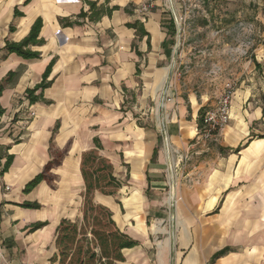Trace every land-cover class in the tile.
Returning a JSON list of instances; mask_svg holds the SVG:
<instances>
[{
  "label": "crops",
  "instance_id": "obj_1",
  "mask_svg": "<svg viewBox=\"0 0 264 264\" xmlns=\"http://www.w3.org/2000/svg\"><path fill=\"white\" fill-rule=\"evenodd\" d=\"M23 1L0 0V82L9 70L16 72L15 80L0 93V264H56L50 261L57 252L55 230L61 217L76 213L77 193L84 191L80 154L91 148L93 136L101 140L99 153L115 169L122 156L109 148L128 144L117 151L129 164L131 180L142 189L143 215L160 222L172 219L175 230L173 240L163 236L152 244L149 234L133 231L135 235L122 229L111 195L96 193L99 202L112 211L119 228L139 242L124 248V260L114 264H264V131L252 134L264 125V102L252 103L247 90L239 94L230 123L219 132V146L228 148L223 150L226 154L219 149L216 158L193 159L183 165L175 151L184 149L195 137L199 105L196 107L192 98L187 102L173 98L169 90L162 89L167 74L158 62L170 54L173 43L167 27L170 20L163 22L162 11L140 12L144 0H92L104 10L119 7L111 14L102 13L97 20L79 18L81 24L64 26L59 17L74 19L81 10L90 13L86 0ZM14 7L22 16L14 15ZM39 17V37L44 42L30 45L39 57L24 59L15 52L7 53L5 40H22ZM136 20L148 36L140 37L136 28L127 26ZM9 25L14 26L13 31ZM53 58L48 75L51 85L42 90L43 99L30 103L25 89L41 82ZM138 81L142 86L152 83L159 92L165 107L159 119L165 147L160 146L159 136L140 145L148 131L139 126L129 137L134 144H129L123 126L115 127L126 118L120 107L123 90ZM30 110L35 115L27 118ZM201 146V150L207 148ZM237 146L239 151H233ZM62 149L66 150L64 156L51 164ZM170 161L181 198L171 216L167 213L171 191L166 197ZM46 166L59 168L57 188L49 187L44 179L24 192L25 184ZM28 200L41 207L21 205ZM81 205L76 217L81 215ZM139 208H135V219ZM39 221L45 225L30 229ZM168 229L164 225L162 230L168 233ZM153 245L154 254L148 251ZM224 248L228 249L218 253Z\"/></svg>",
  "mask_w": 264,
  "mask_h": 264
},
{
  "label": "rangeland",
  "instance_id": "obj_2",
  "mask_svg": "<svg viewBox=\"0 0 264 264\" xmlns=\"http://www.w3.org/2000/svg\"><path fill=\"white\" fill-rule=\"evenodd\" d=\"M144 4H150L149 10L154 8L161 10L163 22L167 23L170 18L174 22L175 34L170 46V54L162 63L158 62L160 70H165L167 74L163 82V90H169L173 98L181 97L186 102L192 98L196 107L199 105V108H203V116L207 112L218 116L222 105L221 100L228 93V85H230L232 92L227 120L214 129L215 134L209 137L204 136L205 125L201 128L197 127L195 137L189 139L184 149L175 151L178 160H181L183 165L186 163V166L193 159L216 158V150L219 151V132L230 123L237 96L244 94L243 92L247 90L251 94L252 103L255 100L259 104L264 102L262 99L264 95V0H144ZM123 94L120 107L126 118L115 127L119 129L123 126L122 128L128 133L129 144H134L129 137L139 126L148 131L145 139L140 138L138 142L140 145L147 143L146 139L159 136L160 146L165 147L167 141L159 131L161 123L159 119L164 114L165 107L160 101L159 92L156 93L154 90V85L151 83V85L142 86L138 81L133 88L124 89ZM237 108L240 110V103ZM123 121L127 123L123 125ZM262 131H264V125L252 134L260 135ZM201 144H204L203 148H207L201 150ZM127 145L124 143L122 146L112 145L109 148L122 156V161L116 164V169L113 166L122 187L111 195L112 208L120 216L119 224L122 229L133 234H135L133 231H136L137 235L149 234L152 244L163 236L173 240L175 230H172V219L160 222L159 219L153 220L152 217L145 218L142 213L144 206L141 199L142 189L131 180L129 164L126 165L123 161L125 157L122 152L117 151ZM65 152V149L59 150V157H63ZM223 153L226 154L224 151ZM58 169L44 168L45 180L52 189L58 186L60 179V173L56 171ZM168 180L167 172L166 197L171 191ZM177 183L175 177L174 199L176 201L167 203L169 214L181 200ZM187 183L192 184V181ZM81 193L82 189L76 196L78 202L76 213L69 215V218L73 219L79 214L82 203ZM124 198H127L128 203L124 201ZM94 199L99 202L96 193ZM138 205L140 206L139 217L135 219V208ZM164 225L169 227L168 233L162 230ZM170 228L171 231H169ZM148 251L154 254L156 247L154 245L148 247Z\"/></svg>",
  "mask_w": 264,
  "mask_h": 264
},
{
  "label": "trees",
  "instance_id": "obj_3",
  "mask_svg": "<svg viewBox=\"0 0 264 264\" xmlns=\"http://www.w3.org/2000/svg\"><path fill=\"white\" fill-rule=\"evenodd\" d=\"M29 1L24 0L23 3H28ZM105 1L108 2L109 0ZM86 2L89 4L88 10L90 13L87 10H81L74 19L59 17L61 24L64 26L81 24L79 18L86 19V17L91 20H97L101 17L102 13L111 14L110 12L112 10H116L119 7L118 5H113L104 10L103 7L96 6V1L86 0ZM14 15L22 16V13L17 10V7H14ZM41 25L42 19L39 17L31 25L29 33L22 40L14 41L9 38L6 39L4 44L6 52H15L24 59L39 57V52L32 50L30 45H40L44 42V38L39 37ZM127 26L136 28L137 34L140 37L149 35L139 20L133 23H127ZM167 27L170 36H174L175 27L172 18ZM13 30L14 26L9 25V31ZM50 61L42 73L41 82L31 88L28 87L25 89L30 103L43 99L42 90L52 83V80L48 79V75L55 62L54 58ZM138 72L139 68L136 69V73ZM15 76L16 72L9 70L0 82V93L6 85L15 80ZM262 99L264 100V95H262ZM196 120L198 128H201L204 125L202 107L199 108ZM215 132L213 133L215 134ZM92 139L93 146L80 154L79 170H81L84 186L81 201V215L80 217H76V219L61 217L55 230L54 244L57 252L50 257V261L56 262V264H114L116 261L124 260V248H130L139 244L138 240L119 228L114 217H112L110 208L94 199L95 193H100L105 196L115 194L121 189L122 183L115 175L113 164L110 160L99 153V150L103 148L101 140L97 136H93ZM240 148V146H237L232 150L239 151ZM219 149L221 151L228 150V148L220 146ZM153 153L154 155L157 154L156 148ZM61 158L58 155L51 164L58 163ZM11 160L12 157L8 159L4 169L7 168ZM44 174L43 168L40 173L36 174L25 184L23 191L28 192L38 182L44 180ZM21 205L27 208L41 207L40 203L29 200L22 202ZM43 225H45V222H34L30 225V229H37ZM227 249L224 248L218 253H222Z\"/></svg>",
  "mask_w": 264,
  "mask_h": 264
},
{
  "label": "built area",
  "instance_id": "obj_4",
  "mask_svg": "<svg viewBox=\"0 0 264 264\" xmlns=\"http://www.w3.org/2000/svg\"><path fill=\"white\" fill-rule=\"evenodd\" d=\"M149 6L150 4H142L139 8L140 12L145 13V11L149 10ZM228 93L222 98L221 100V107H220V112L219 115L217 116L215 113H210L207 112L204 116H203V120H204V125L206 126V129L204 130V136L209 137L212 134H214V129L218 128V126L223 122L226 121L228 118V113H229V108H230V98H231V89H230V85H228ZM35 115V111L30 110L28 112V116L27 118L33 117ZM167 172L169 173V184H171V189H175V184H174V168H173V162L170 161L167 165ZM175 191V190H174ZM172 201H176L174 199V195L171 198L169 203H172Z\"/></svg>",
  "mask_w": 264,
  "mask_h": 264
},
{
  "label": "bare ground",
  "instance_id": "obj_5",
  "mask_svg": "<svg viewBox=\"0 0 264 264\" xmlns=\"http://www.w3.org/2000/svg\"><path fill=\"white\" fill-rule=\"evenodd\" d=\"M174 192H175L174 189H171V193H170V197H169L170 200L173 197V195L175 194Z\"/></svg>",
  "mask_w": 264,
  "mask_h": 264
}]
</instances>
